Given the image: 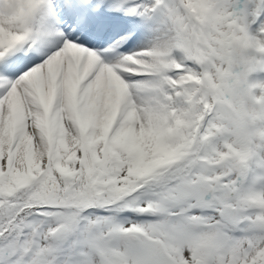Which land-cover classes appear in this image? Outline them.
Returning a JSON list of instances; mask_svg holds the SVG:
<instances>
[{"label": "snow or ice", "instance_id": "6c2138e0", "mask_svg": "<svg viewBox=\"0 0 264 264\" xmlns=\"http://www.w3.org/2000/svg\"><path fill=\"white\" fill-rule=\"evenodd\" d=\"M259 73L264 0H0V264H264Z\"/></svg>", "mask_w": 264, "mask_h": 264}, {"label": "rangeland", "instance_id": "374dc122", "mask_svg": "<svg viewBox=\"0 0 264 264\" xmlns=\"http://www.w3.org/2000/svg\"><path fill=\"white\" fill-rule=\"evenodd\" d=\"M262 74L259 73V74H254L250 79H257L261 76ZM258 91V90H257Z\"/></svg>", "mask_w": 264, "mask_h": 264}, {"label": "clouds", "instance_id": "9594fccd", "mask_svg": "<svg viewBox=\"0 0 264 264\" xmlns=\"http://www.w3.org/2000/svg\"><path fill=\"white\" fill-rule=\"evenodd\" d=\"M7 11H10V10H7V9H6V12H7Z\"/></svg>", "mask_w": 264, "mask_h": 264}]
</instances>
